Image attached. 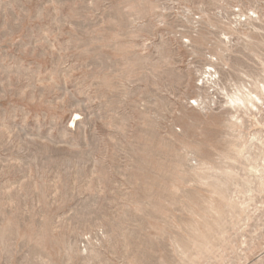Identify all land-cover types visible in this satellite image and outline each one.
I'll use <instances>...</instances> for the list:
<instances>
[{"label": "rangeland", "instance_id": "rangeland-1", "mask_svg": "<svg viewBox=\"0 0 264 264\" xmlns=\"http://www.w3.org/2000/svg\"><path fill=\"white\" fill-rule=\"evenodd\" d=\"M0 264H264V0H0Z\"/></svg>", "mask_w": 264, "mask_h": 264}, {"label": "bare ground", "instance_id": "bare-ground-1", "mask_svg": "<svg viewBox=\"0 0 264 264\" xmlns=\"http://www.w3.org/2000/svg\"><path fill=\"white\" fill-rule=\"evenodd\" d=\"M252 105H253V104H252ZM78 116H79V115H76V117H77L76 120H79V119H78ZM76 120L74 119V121L72 122V125H73V126H76V123H75Z\"/></svg>", "mask_w": 264, "mask_h": 264}]
</instances>
